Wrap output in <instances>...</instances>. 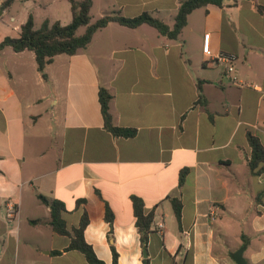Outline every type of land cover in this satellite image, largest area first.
Returning a JSON list of instances; mask_svg holds the SVG:
<instances>
[{
    "label": "crops",
    "instance_id": "obj_1",
    "mask_svg": "<svg viewBox=\"0 0 264 264\" xmlns=\"http://www.w3.org/2000/svg\"><path fill=\"white\" fill-rule=\"evenodd\" d=\"M182 1L107 0L99 17L149 12L172 27ZM30 16L36 28L30 14L0 43L18 37ZM47 20L68 25L72 14ZM206 34L214 52L238 56L240 85L222 65L204 66L217 63L203 54ZM46 73L33 51L0 54V264H93L66 251L71 238L53 230L40 196L64 204L70 232L87 215L85 240L105 264L114 251L117 264H236L243 247L247 264H264V172L251 174L248 142L252 134L264 146V0L197 9L177 40L148 25L110 23ZM101 89L112 94L114 124L135 137L106 129ZM134 197L154 214L146 247ZM173 199L182 203L181 226Z\"/></svg>",
    "mask_w": 264,
    "mask_h": 264
},
{
    "label": "trees",
    "instance_id": "obj_2",
    "mask_svg": "<svg viewBox=\"0 0 264 264\" xmlns=\"http://www.w3.org/2000/svg\"><path fill=\"white\" fill-rule=\"evenodd\" d=\"M13 1L14 0L4 1L2 8H8L12 5ZM224 2L225 0H184L180 3L174 24L171 27L162 19L149 12H144L135 18H127L119 12H114L106 14L93 21L91 16L93 0H70L72 12V21L70 24L63 25L59 21L51 23L47 20L43 23L41 28L36 29L34 18L33 16H30L26 23L21 26V31L18 37H7L0 43V54L6 47H11L15 52H23L26 50L33 51L36 55L38 71L43 75L44 79H47L46 68L54 61L56 56L62 54L72 56L85 50L92 42L96 32L105 28L110 23H117L131 29L139 28L142 25H148L156 29L162 36L177 40L187 26L190 14L195 10L207 7L210 4L221 7ZM259 10L263 12L262 8H259ZM81 28H85V32L82 35H79ZM216 64L217 63L215 62H205L204 66L214 67ZM198 86L201 94L202 82H199ZM99 97L106 129L115 137H135L136 130L120 128L114 124L113 116L110 111V102L113 98L112 94L107 89H101ZM248 142L252 150L251 159L249 161L250 172L252 175L257 176L264 172V146L260 139L252 134L248 135ZM186 173L187 171H183L180 175V186L184 183ZM258 197H264V189ZM40 198L51 208L50 224L53 230L59 235L69 236L71 238L66 251L76 250L82 252L90 263L105 264L97 258L94 250L85 240L84 233L89 224L87 215H84L79 227L70 232L62 218V213L65 210L64 204L43 196H40ZM132 200L136 217V226L141 235L142 245L146 247L154 221V214H145L144 203L141 199L134 197ZM172 205L175 216L181 226L182 203L179 199H173ZM105 219L112 228L114 215L109 207H107ZM117 262L118 255L114 251L113 264H117ZM144 264H149L148 260L145 259Z\"/></svg>",
    "mask_w": 264,
    "mask_h": 264
},
{
    "label": "rangeland",
    "instance_id": "obj_3",
    "mask_svg": "<svg viewBox=\"0 0 264 264\" xmlns=\"http://www.w3.org/2000/svg\"><path fill=\"white\" fill-rule=\"evenodd\" d=\"M4 1L0 0V33L2 36L8 34V32L11 33V28L16 25L19 26L20 21L30 14L36 17L37 29L47 19L65 21L66 16L72 14L70 0H14L10 7L3 9ZM107 4V0H94V6L91 11L93 21L100 18V10L105 8ZM84 32L85 28H81L79 35Z\"/></svg>",
    "mask_w": 264,
    "mask_h": 264
},
{
    "label": "built area",
    "instance_id": "obj_4",
    "mask_svg": "<svg viewBox=\"0 0 264 264\" xmlns=\"http://www.w3.org/2000/svg\"><path fill=\"white\" fill-rule=\"evenodd\" d=\"M203 54L207 59L215 60L217 64L222 65L225 68L226 76L230 77L232 83L238 85L241 84V81L238 79V77L234 75L236 72L235 63L238 59V56L235 53L227 51L214 52L210 45V34H206L204 36ZM15 214H17L16 208L12 203H10L8 205V216L13 217ZM212 216L214 217L215 214L212 213ZM164 227L165 226L163 222L159 223L156 227L157 234L161 235L164 231Z\"/></svg>",
    "mask_w": 264,
    "mask_h": 264
},
{
    "label": "water",
    "instance_id": "obj_5",
    "mask_svg": "<svg viewBox=\"0 0 264 264\" xmlns=\"http://www.w3.org/2000/svg\"><path fill=\"white\" fill-rule=\"evenodd\" d=\"M244 251H245V247H243L233 255V259L236 262V264H247L245 258L243 257Z\"/></svg>",
    "mask_w": 264,
    "mask_h": 264
}]
</instances>
